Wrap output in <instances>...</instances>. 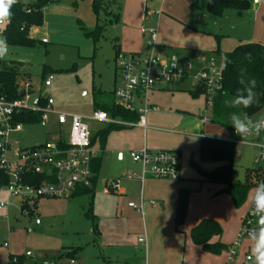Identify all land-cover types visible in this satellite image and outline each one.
Here are the masks:
<instances>
[{"label":"rangeland","instance_id":"obj_1","mask_svg":"<svg viewBox=\"0 0 264 264\" xmlns=\"http://www.w3.org/2000/svg\"><path fill=\"white\" fill-rule=\"evenodd\" d=\"M20 1L31 2L32 0ZM136 1L139 0H103V9L99 13V18H97L89 0L52 1L44 9L43 24L33 35L37 38L36 43L32 46L7 44L8 53L3 59H0V67L3 63L9 64L13 61L24 63L21 69L23 72L21 80L29 81L33 90L29 103L47 92L53 98L56 110L78 113L88 117L94 111L93 101L97 91H104L112 98L114 97L116 76L119 79L114 46L122 41V34L126 26L124 20L126 6ZM143 1H148V14L157 13L158 16L161 14V8L158 7L163 2L168 7L167 9L180 13L182 16L188 15L191 8L197 16L201 4H204V0ZM130 6H127L128 10ZM115 12L121 13L118 24L113 23ZM77 19H81L84 22L83 25H79ZM250 20L246 12L229 13L226 10L217 24L225 33L229 34L226 38H233L239 32L248 31ZM97 24L103 26L98 37L87 35L86 32L95 31ZM143 25L145 28H157L158 32L161 31V25L159 26L157 23L153 26L148 23H143ZM262 33L261 30H258L257 35H262ZM0 38L5 39L1 31ZM42 38H46L47 42L42 43ZM157 44L159 45V43ZM174 57L181 61L177 56ZM211 58L215 59L217 68L222 67L220 56L216 53L202 52L196 59L189 60L193 64V70L189 75L175 80L169 86L158 91H151L150 99L162 111L183 109L195 116L200 114L209 116L211 106L207 104L206 94L201 92L195 96L189 92V89L196 87L197 82L194 76L202 69L209 67ZM49 75L53 76L52 85L46 87L44 81ZM168 88L173 90H168ZM262 112L264 113V109ZM86 121L91 136H95L98 130L106 126L93 120L87 119ZM177 122V118H168L166 122L163 118L147 121L146 116L147 126L172 127ZM213 125L216 128L229 130V128L218 124ZM133 128L125 127L122 130ZM59 129L56 116L53 115L47 126H42L40 123L26 124L20 132L14 133L12 138L19 142L20 147L28 148L53 142ZM205 135L210 136L208 133ZM235 144L236 148L242 150V154H235L233 158L232 178L234 181L246 182L249 180V170H256L262 165L261 150L250 144L237 142ZM95 146L100 148L98 140ZM193 146H195V142L192 141L189 147ZM101 167L93 205V211L97 217V211L103 213L107 209L108 199L102 191L104 179L116 178L115 180H118L120 184L121 180L134 177L133 174L140 169V163L132 161L127 154H124L120 159L112 153L104 172L103 161ZM122 167L127 172L123 177H120L118 170ZM250 177L254 179L256 186L260 183L257 173H251ZM256 186L251 188L244 203L236 207L227 193H218L220 186L207 183L201 191L190 192L187 214L208 213L209 217L221 219L219 222L223 229L222 241L230 245L235 240L252 207L250 197ZM130 188L132 191H137L141 189V186L134 183ZM86 198V196L69 199L40 198L36 202L35 212L26 214L19 210V198L10 197L7 193L0 194V199L9 201L7 209L9 219H4V211L0 214V264H10V255L22 257V264H49L50 261L55 264H70L71 259L74 260L73 264H83L86 258L85 248L92 237V222L86 214V206H82V202ZM36 218L40 219L41 224H35ZM122 226L127 227L125 224ZM5 242L8 243V246H5ZM69 250H76L75 257L68 254ZM228 253L227 249L221 254L210 255L208 260L202 262L225 264ZM237 253L234 262L230 264H241L246 253L251 254V241L248 238L242 240Z\"/></svg>","mask_w":264,"mask_h":264},{"label":"crops","instance_id":"obj_2","mask_svg":"<svg viewBox=\"0 0 264 264\" xmlns=\"http://www.w3.org/2000/svg\"><path fill=\"white\" fill-rule=\"evenodd\" d=\"M89 2L92 6V0ZM147 2L139 0L129 4L127 5H131L129 10L126 6L124 19L126 26L122 34V41L117 44L123 54H144L150 49L149 38L141 31V27L144 26L143 23H148L150 26L156 25V23L161 25L156 52L161 56H177L181 62L196 59L202 52L206 54L215 53L217 48L229 52L240 43L261 42L264 44V0H249L250 7L247 10H227L229 13L246 12L251 19L248 31L239 32L233 38H226L229 34L218 26L217 23L221 17H215L208 13L206 0H204V4H201L197 16H195L193 8L190 9L188 15L182 16L180 13L167 9L165 2L158 7L161 8L160 16L157 13L149 15ZM77 20L84 23L81 19ZM118 23H120V17ZM258 30L263 32L262 35H257ZM118 80V76H116V87L119 85ZM159 89L161 88L154 89L153 92ZM168 90L173 89L168 88ZM191 90L193 89H189L190 93ZM149 105L155 109L147 113V121L163 118L166 122L168 118H177V124L172 127L150 125L145 129L134 126L130 130H112L107 137L104 148L100 146L98 149L95 146L99 150L97 158L101 159V164L103 161V172L112 153L122 159L124 154L129 156L130 150H139L146 146L153 151L172 150L179 153L180 177L178 180H171L147 175L141 181L139 177H136L142 172L140 164L139 171L133 174L134 177L121 180L119 189L110 192H105L104 188L108 182L116 178H105L102 183V191L108 199L107 209L103 213L97 211L96 220L97 222L99 220L97 231L95 232L92 227V237L85 248L86 258L83 264H205L202 261L208 260V257L214 254L204 251L200 245L195 244L191 239L190 231L200 220L204 218L216 219V217H209L208 213H191L187 214L183 224H176L177 200L180 190L197 192L201 191L207 183L218 185L203 181L202 175L191 164L194 161L205 171H210L220 164L201 159V144L199 142L203 137L221 140L234 138L235 143L243 144V141H248L249 143L245 144H250L261 150L255 145L260 140L261 133L258 136L252 134L240 137L230 129L229 132L223 128H216L213 124L217 125V123L205 122L204 117L210 119L211 113L209 116L204 114L195 116L183 109L162 111L150 97ZM263 109L255 114L252 119L256 120L264 116ZM205 132L210 136L205 135L207 134ZM192 141L195 142V146L189 147ZM236 151L237 155L242 154L241 149L236 148ZM101 164L96 186L99 183ZM125 170L124 167L118 170L120 177L126 174L127 171ZM134 183L140 184L141 189L132 191L130 186ZM220 189L221 186L218 191ZM86 197L82 206L87 207L89 197ZM141 201L143 202V213L129 206L130 202L140 203ZM216 220L221 221V219ZM35 224L37 223L35 222ZM39 224L41 222L37 225ZM123 224L127 227L124 228ZM145 234L148 240L147 247L138 241V238ZM219 239L222 241V236ZM226 245L229 249L231 244ZM227 260L228 257L225 264H228ZM243 261L244 258L241 264Z\"/></svg>","mask_w":264,"mask_h":264},{"label":"built area","instance_id":"obj_3","mask_svg":"<svg viewBox=\"0 0 264 264\" xmlns=\"http://www.w3.org/2000/svg\"><path fill=\"white\" fill-rule=\"evenodd\" d=\"M16 3L29 2L16 0ZM48 4L42 7L43 11ZM4 25L5 21L0 24V29ZM37 30L38 27L31 26L30 36L33 37ZM141 31L149 38L150 49L144 54H120L116 59L120 79L115 89L116 101L125 109L138 112L137 121L114 118L102 109L94 110L88 117L78 113L58 111L54 108L53 98L47 92L43 95L44 103H40L41 95L29 103L33 91L29 81L22 83L25 94L20 99L8 100L0 90V170L9 177L8 183L0 186V194L7 193L10 197L19 198V210L22 213L30 214L35 210V202L40 198H70L77 188L91 185L94 176L92 164L98 157L99 150L91 142L92 136L87 119L106 125L139 126L145 129L147 113L155 109L149 105V93L154 89L169 86L175 80L189 75L193 70V64L190 61L181 62L174 56H161L156 52L157 42L153 39L158 38L157 28L142 26ZM41 42L46 43L47 39L42 38ZM210 61L209 67L202 69L194 78L197 82L196 87L204 90L207 104L212 107L214 95L223 86V71L222 67L217 68L214 58ZM52 80V75L47 76L44 81L45 86H50ZM140 105L142 107L138 108ZM21 111L39 114V123L42 126H47L51 117L56 116L60 129L57 130L54 141L28 148L20 147L19 142L13 140L12 135L20 132L25 125L22 122H15V117ZM204 121L209 122L210 119L204 117ZM243 143L249 142L243 141ZM255 145L261 149V161L264 159V131L261 132L260 140ZM129 156L142 166L141 174L136 175L141 181L147 175L171 180H178L180 177V156L175 151H153L143 146L139 150H130ZM39 176L43 179L35 180L34 177ZM119 187V181L112 180L106 184L104 191L118 190ZM8 206V200L0 199V214L4 211V218L7 220L9 219ZM129 206L141 213L144 212L142 201L138 204L130 202ZM256 219L252 215L251 207L239 233L228 249V264L237 256L242 240L248 238L247 232L256 227ZM35 222L40 223V219L36 218ZM138 241L147 247L146 234L140 236ZM5 246H8L7 242ZM249 256L250 254L245 255L243 264H251ZM73 263L74 260L71 259L70 264ZM10 264H18V258L14 256Z\"/></svg>","mask_w":264,"mask_h":264},{"label":"trees","instance_id":"obj_4","mask_svg":"<svg viewBox=\"0 0 264 264\" xmlns=\"http://www.w3.org/2000/svg\"><path fill=\"white\" fill-rule=\"evenodd\" d=\"M55 0H39L38 2L15 3L11 7V17L5 20V25L1 28L6 43L13 46H32L36 43L37 38L31 37L29 29L31 26L40 27L43 24L44 11L42 7ZM103 0H92V8L99 18V13L103 9ZM77 4V2H75ZM250 7L249 0H206V8L208 13L215 17H222L224 12L229 9L247 10ZM114 24L119 22L120 12L114 13ZM79 25L83 23L77 20ZM85 29V28H84ZM103 26L96 25L95 31L86 32L87 35L97 36L101 33ZM218 37V36H217ZM116 50V59L120 54H123L119 46H114ZM215 53L222 58L223 71V86L213 97V105L211 107L210 121L220 124L235 132L232 127L231 117L234 113H247L249 117H253L264 108V44L261 42L240 43L232 51L224 52L217 48ZM138 55V54H131ZM23 62L13 61L11 63H3L0 67V90L2 95L8 100H15L24 97L25 90L22 87L24 82L22 79ZM241 72H244L245 79H255V92L258 96V102L251 107L244 108L243 106L232 107L225 101L233 98L237 90L242 87L239 83ZM204 92L202 88L195 87L191 93L197 96ZM114 97L104 91H97L94 96V110L102 109L110 116L125 121H137L139 114L136 111L125 109L116 101L115 90ZM44 97H40V103H44ZM15 122H22L25 125L29 123H39V114L30 111H21L15 117ZM124 126L107 125L97 131L95 136H92L91 142L95 145L97 140L100 146L104 148L107 137L112 130L123 129ZM236 144L234 138L231 140H221L211 137H203L201 140L200 155L203 161H214L220 163L210 171L203 170L194 161L191 162L202 175V180L218 184L221 189L218 193H227L233 200L234 205L239 207L244 203L246 197L252 187L256 186L254 179L250 177L251 173H257V178L260 182H264V159L261 160L262 165L256 170H249V180L246 182L234 181L232 178L233 158L236 154ZM101 159L95 158L92 164L94 176L90 186H81L70 196L89 197V203L86 207V214L92 222L93 230L97 231L96 215L93 212V199L95 195V186L97 183L98 172L100 169ZM40 181L42 176L34 177ZM9 177L6 173L0 170V186L6 185ZM190 191L180 190L177 200L176 224L181 225L185 222L189 204ZM36 209V202H35ZM33 210L30 214L34 213ZM223 235L221 224L213 218H204L200 220L190 231L192 241L200 245L202 249L208 253L218 255L228 249V246L220 241ZM216 238V240H214ZM70 256L75 257L76 250L68 251ZM63 255V254H61ZM16 256L18 264H22L23 258L17 255H10V260Z\"/></svg>","mask_w":264,"mask_h":264},{"label":"clouds","instance_id":"obj_5","mask_svg":"<svg viewBox=\"0 0 264 264\" xmlns=\"http://www.w3.org/2000/svg\"><path fill=\"white\" fill-rule=\"evenodd\" d=\"M16 0H0V24L11 17V7ZM155 42L159 41L153 39ZM8 53V45L6 40L0 38V59H3ZM239 83L242 85L237 90L236 95L230 100L225 101L232 107L243 106L251 107L258 102V96L255 92V79H245L244 72H241ZM232 127L235 134L244 137L248 135H259L264 131V116L253 120L247 113L236 114L231 117ZM252 204V215L256 217V227L247 232L248 239L251 241V254L248 259L251 264H264V182H260L250 197Z\"/></svg>","mask_w":264,"mask_h":264}]
</instances>
